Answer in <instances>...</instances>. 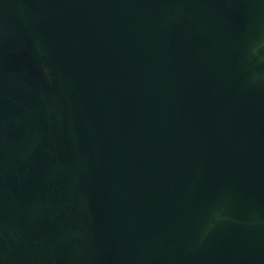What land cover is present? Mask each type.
Instances as JSON below:
<instances>
[{
  "label": "water",
  "instance_id": "1",
  "mask_svg": "<svg viewBox=\"0 0 264 264\" xmlns=\"http://www.w3.org/2000/svg\"><path fill=\"white\" fill-rule=\"evenodd\" d=\"M0 264H264V0H0Z\"/></svg>",
  "mask_w": 264,
  "mask_h": 264
},
{
  "label": "clouds",
  "instance_id": "2",
  "mask_svg": "<svg viewBox=\"0 0 264 264\" xmlns=\"http://www.w3.org/2000/svg\"><path fill=\"white\" fill-rule=\"evenodd\" d=\"M256 51V49H253V52H255Z\"/></svg>",
  "mask_w": 264,
  "mask_h": 264
}]
</instances>
